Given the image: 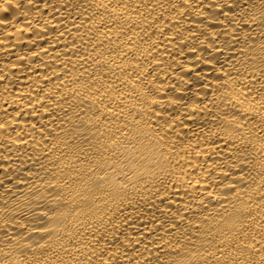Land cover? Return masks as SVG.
Segmentation results:
<instances>
[{"label":"bare ground","instance_id":"6f19581e","mask_svg":"<svg viewBox=\"0 0 264 264\" xmlns=\"http://www.w3.org/2000/svg\"><path fill=\"white\" fill-rule=\"evenodd\" d=\"M0 264H264V0H0Z\"/></svg>","mask_w":264,"mask_h":264}]
</instances>
